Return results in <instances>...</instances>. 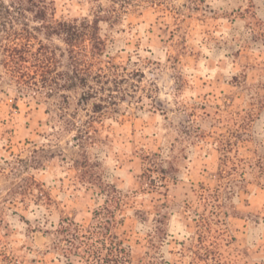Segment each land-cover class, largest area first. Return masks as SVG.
Listing matches in <instances>:
<instances>
[{
    "label": "rangeland",
    "instance_id": "1",
    "mask_svg": "<svg viewBox=\"0 0 264 264\" xmlns=\"http://www.w3.org/2000/svg\"><path fill=\"white\" fill-rule=\"evenodd\" d=\"M6 6L14 15L0 16V264H66L53 245L60 219L89 225L105 202L75 165L85 156L90 180L122 190L118 233L135 260L160 213L171 264H181L177 241L197 242L205 221L222 264H264V0H0V15ZM97 14L106 51L89 60L93 88L20 96L2 64L5 37L47 45L63 83L68 45L54 30Z\"/></svg>",
    "mask_w": 264,
    "mask_h": 264
},
{
    "label": "trees",
    "instance_id": "2",
    "mask_svg": "<svg viewBox=\"0 0 264 264\" xmlns=\"http://www.w3.org/2000/svg\"><path fill=\"white\" fill-rule=\"evenodd\" d=\"M40 9L36 17L45 22L47 10L45 7H40ZM5 13L6 15L3 13L0 15L2 19H11L14 10L6 6ZM21 14L25 16L24 13ZM101 19L102 17L97 14L93 21L84 19L80 24L78 19L61 21L59 22L60 28L54 30V33L63 35L68 45L69 70L63 73L66 77L63 83L57 79V73L53 67L54 52L48 50L47 45H41L34 50L30 43L31 39L20 36L14 39L15 32L8 34L9 37H5L6 43L1 45L4 55L2 64L17 84L20 96H32L40 100L59 90H71L82 82L93 88L87 83L85 76L91 75L92 63L89 60L105 54L106 51L105 41L99 32ZM3 21L2 24L6 26L5 20ZM260 36L264 37V29ZM84 67H88L86 71H83ZM92 94L89 93L88 96L84 94L83 98L86 100L88 97L95 96ZM104 98L101 96V100H105ZM97 106L102 105L97 104ZM72 125L76 126L78 131L75 136L78 139L77 145L84 150L86 134L82 128L77 127L75 122H72ZM88 162L89 159L85 156L83 161L76 159L75 165L81 170L83 179L87 178L93 186H98V195L103 197L105 202L98 205L94 213V221L89 225L81 224L71 217L60 219L58 227L53 232L56 235L53 245L57 257L64 260L66 264H171V259L168 257L173 254L171 249L168 248L167 252L163 250V245L165 243L169 245L170 240L167 241L168 235L162 226L164 220L160 213L153 218L155 226L146 233L151 243L149 250L143 258L134 259L131 245L125 243L118 233L122 219L117 218V211L122 204V190L109 182L96 185V182L88 177V171H85ZM135 215L141 222L150 220V215L143 210H136ZM207 223L205 221L203 225L205 230L199 233L197 242L192 236L177 241L179 244L177 253L181 264H222L219 242L212 235V227L209 224L207 226Z\"/></svg>",
    "mask_w": 264,
    "mask_h": 264
}]
</instances>
